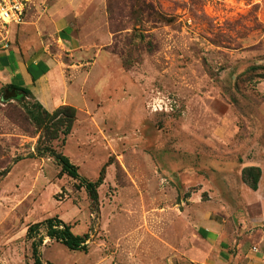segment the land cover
Wrapping results in <instances>:
<instances>
[{"label": "rangeland", "instance_id": "374dc122", "mask_svg": "<svg viewBox=\"0 0 264 264\" xmlns=\"http://www.w3.org/2000/svg\"><path fill=\"white\" fill-rule=\"evenodd\" d=\"M80 15L71 28L112 62L69 74L87 107L51 145L88 181L104 169V181L92 199L48 153L29 158L42 132L26 105L0 101V173L17 165L0 177V264H36L28 229L52 218L88 247L45 237L42 264L163 262L160 243L191 239L185 218L215 196L214 179L264 167V0H87Z\"/></svg>", "mask_w": 264, "mask_h": 264}, {"label": "crops", "instance_id": "0c3cea01", "mask_svg": "<svg viewBox=\"0 0 264 264\" xmlns=\"http://www.w3.org/2000/svg\"><path fill=\"white\" fill-rule=\"evenodd\" d=\"M86 1L29 0L25 21L10 26L8 46L0 44V91L11 83L30 88L50 113L65 105L81 111L87 107L84 86L71 82L69 74L92 76L112 60L97 43L85 42V31L80 36L71 28L74 19L83 20L80 12ZM51 39L68 48L69 60L51 51ZM246 167L243 163L240 171L224 170V178L229 176L221 184L213 180L209 188L215 189V196L207 206L189 210L185 218L192 224L191 239L188 232H179L176 246L160 243L158 254L164 260L155 257L153 264H264V167L257 166L262 170L257 190L243 182Z\"/></svg>", "mask_w": 264, "mask_h": 264}, {"label": "trees", "instance_id": "16d2710c", "mask_svg": "<svg viewBox=\"0 0 264 264\" xmlns=\"http://www.w3.org/2000/svg\"><path fill=\"white\" fill-rule=\"evenodd\" d=\"M34 98L30 88L20 86L15 83L4 86L0 91V101L7 104L13 101L27 106V118L35 126L37 133L42 132L40 136V145L35 154L29 155V158L42 157L46 153L53 157L57 164L61 167V174H68L71 178L79 180L83 187H87L92 199L96 197V188L104 181V169L97 182H91L82 178L79 175V168L75 166L71 160L62 154V152H55L52 148V142L58 140L63 136V142L72 133L73 125L77 116V109L75 107L65 105L58 108L53 113L48 112L38 101L28 103L27 100ZM49 139L46 142V139ZM18 160V159H17ZM21 160V159H19ZM18 160V161H19ZM10 168H5L0 177H6ZM262 176V170L257 166H249L243 169L242 179L252 190H257L259 181ZM42 227L46 228L45 235L40 233ZM45 237L64 244L72 251L84 250L87 246L88 236H76L72 232V226L67 225L58 218H52L41 223L33 224L28 229V238L33 240L32 250L33 257L36 264H42L40 258V247L43 245Z\"/></svg>", "mask_w": 264, "mask_h": 264}, {"label": "built area", "instance_id": "2783aa9c", "mask_svg": "<svg viewBox=\"0 0 264 264\" xmlns=\"http://www.w3.org/2000/svg\"><path fill=\"white\" fill-rule=\"evenodd\" d=\"M28 3L29 0H0V44L8 46L10 26L25 21Z\"/></svg>", "mask_w": 264, "mask_h": 264}]
</instances>
